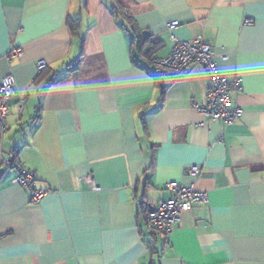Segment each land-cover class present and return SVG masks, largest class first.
<instances>
[{
	"label": "crops",
	"instance_id": "crops-1",
	"mask_svg": "<svg viewBox=\"0 0 264 264\" xmlns=\"http://www.w3.org/2000/svg\"><path fill=\"white\" fill-rule=\"evenodd\" d=\"M114 1L0 0V79L16 78L0 147V264H264V0H122L154 55L203 34L219 70L242 78L232 97L243 113L229 125L197 108L211 85L201 62L162 75L134 62ZM15 45L23 53L8 60ZM11 150L48 189L40 200L3 169ZM168 181L195 182L209 201L164 236L141 208L169 198Z\"/></svg>",
	"mask_w": 264,
	"mask_h": 264
},
{
	"label": "built area",
	"instance_id": "built-area-1",
	"mask_svg": "<svg viewBox=\"0 0 264 264\" xmlns=\"http://www.w3.org/2000/svg\"><path fill=\"white\" fill-rule=\"evenodd\" d=\"M245 22L252 23L253 19L247 18ZM178 23V20H174L168 23V27L174 28ZM22 53L23 48L15 45L12 46L6 58L11 60L13 56H20ZM193 62L204 64L211 78L206 102L197 105L198 110L208 119L223 120L227 125L234 123L243 113L242 107L233 104L232 97L233 92L240 88L242 78L237 76L230 79L219 70L212 44L203 34H197L190 39H180L174 44L168 55L163 57L154 55L152 58L153 69L159 75L185 71ZM47 65L44 59L38 60V71H41ZM15 85L16 78L11 73L0 79V147H2V138L8 130L7 115L12 98L16 93ZM25 102V97L20 96L17 103L20 112H22ZM14 157L15 152L11 150L2 163L3 167L7 170L16 167L19 173L14 181L32 187L31 200H40L47 194L48 189L35 187V172L22 164L14 163ZM200 172L201 167L198 165L189 169V173L194 177H197ZM87 181L93 182L91 175L87 176ZM94 188L97 189L98 187L94 186ZM166 188L171 191V196L157 202L144 201L143 212L150 230L164 236L168 235L171 229L181 222L183 215L193 207V203L209 201L208 192L198 188L195 182L186 184L178 181H168Z\"/></svg>",
	"mask_w": 264,
	"mask_h": 264
},
{
	"label": "trees",
	"instance_id": "trees-1",
	"mask_svg": "<svg viewBox=\"0 0 264 264\" xmlns=\"http://www.w3.org/2000/svg\"><path fill=\"white\" fill-rule=\"evenodd\" d=\"M112 11H113L114 15L119 19L120 22H123L124 25L129 24V26H130L129 29H130V32L132 34V52H133L132 58H133L134 62L136 64L142 63V65H143V67H145V69H148V70H150L151 68L153 69L152 58L154 56V49L152 47H148V46L146 48L144 47L145 43L147 41V36H146V38L143 36V33L139 29V27L129 18L130 16L126 14L125 4L123 3V1L122 0H115L113 5H112ZM68 22H69L71 29L75 32V30L77 29V25H78V19L77 20H71L70 19ZM137 52H139L142 56L145 55V57H146V54L149 55V56H147L149 64L144 62L142 59H140V57H138ZM77 62H78V60H75L71 64L69 63L68 67H71V66L75 67L78 64ZM47 68H48V65L46 67H44L41 71H39L38 77L44 76L45 73H47V71H46ZM156 75H158V74L156 73ZM14 163H16L15 157H14ZM2 167H3V164H2ZM3 169H5V168L3 167ZM141 210H142V212H144V202L142 203ZM152 233H154V232H152Z\"/></svg>",
	"mask_w": 264,
	"mask_h": 264
}]
</instances>
